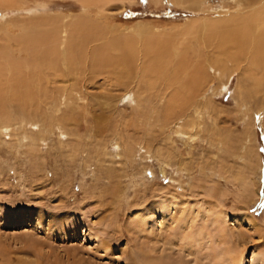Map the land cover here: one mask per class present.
<instances>
[{
    "label": "rangeland",
    "instance_id": "obj_1",
    "mask_svg": "<svg viewBox=\"0 0 264 264\" xmlns=\"http://www.w3.org/2000/svg\"><path fill=\"white\" fill-rule=\"evenodd\" d=\"M22 2L19 11L1 10L0 20L35 21L36 29L43 22L62 51L70 21L83 14L102 33L90 47L137 36L140 27L160 38L178 32L171 49L184 47L201 67L198 52L211 58L217 47L201 25L222 20L225 5L210 0L211 12L199 13L169 0H112L84 12L78 0ZM245 65L226 60L223 75L210 68L211 80H197L206 93L199 105L209 112L196 136L177 133L181 120L165 121L166 82L136 104L137 80L118 88L104 68L84 67L78 83L69 81L81 95L76 104L55 92L67 84L57 81L50 105L7 113L0 121V264H264V85L246 98L253 82ZM189 116L185 127L195 122Z\"/></svg>",
    "mask_w": 264,
    "mask_h": 264
},
{
    "label": "bare ground",
    "instance_id": "obj_2",
    "mask_svg": "<svg viewBox=\"0 0 264 264\" xmlns=\"http://www.w3.org/2000/svg\"><path fill=\"white\" fill-rule=\"evenodd\" d=\"M78 1L82 4L84 12H86L96 5L104 9L106 4L112 0ZM169 1L172 5H180L183 8L187 7L199 13L211 10V5H209L210 0ZM222 1L225 5L218 12L223 19L205 20L201 25L204 29L210 30L211 36L209 39L216 41L217 44L211 58L210 55L206 54L207 52L205 53L206 50L198 52V55L202 52L200 57L203 61V67L198 66L196 57L187 59L186 54L188 52L184 51V47L175 46L174 50L171 49L172 45H170V42L174 37L172 35H177L178 32H173L172 35L166 32L160 38L158 34H151L146 32L145 28L140 27L136 32L137 36L118 35L116 38L114 37L115 39H111L109 45H98L103 44L101 42L90 47L88 46L90 45L88 44L89 41L91 39L92 42L96 41L95 39L98 41L102 33L98 27H95V23H92L90 18L91 21L87 16L82 17V14L74 21H70L68 27L69 36L66 41L67 48L62 51L55 45L57 37H55L54 31L48 32V30H43L41 27L43 26V22L37 21L39 29H36L30 27L35 21L26 23L19 21L17 17L14 22L12 18H6L8 15L6 16L5 14L2 16L4 20H0V121L4 122V118L8 117L6 114L13 112V109L26 110L32 106L41 107L43 103L46 105L53 103L49 101L53 99L51 98V94V97L48 94L51 93L49 90L54 88L52 85L57 81L67 82V84L56 87L55 92L60 97H65L66 103L76 104L81 95L72 86L82 78L79 72L81 70L85 71L84 67L86 70H92L91 72L93 70L98 72L100 68H104L114 73L115 81H117L116 87L118 86V88L128 86V84L131 86L133 80H137L139 88H137V93L133 97L136 104H139V101H143L141 95H146L145 93L154 89L159 81L160 83L166 82L164 91L170 90L171 92L163 106L165 121L167 122L171 118H175L176 122L181 120L177 125V133L196 136L199 131L195 132V130L201 129L204 124V114L207 111L209 112L208 109L203 108L204 106L207 107L206 104L202 108L200 106V98L206 96V93L201 92V87L197 80H211L210 68L214 69L216 74L223 75L225 70L222 67H224L223 65L226 60L231 61L232 64L246 63L244 71L246 72V76L253 82V88L251 87L248 89L249 92L245 93L247 99L255 95L264 85V0ZM24 3L22 0H0V11L7 10V8H16L19 11ZM62 28L64 27L62 26ZM92 28H95V31L93 29L95 33L89 31ZM30 30L34 31L33 35H27ZM64 33L66 34V30ZM217 53L220 55L222 53H224L223 55L226 54L225 59L217 56ZM138 61L141 64H139L140 68L137 71ZM206 65L208 67H205ZM110 71L108 72L110 73ZM72 75L76 76L73 77L74 80H71ZM109 77L111 80L113 79L111 76ZM69 81L73 83L71 84L72 86H70ZM222 86L224 87V85ZM125 88L128 89L127 87ZM214 93L216 92L214 91ZM162 95L164 96V94ZM124 96L122 95L121 98L124 99ZM246 98L242 106L248 110ZM145 101L147 102V100ZM263 102L264 99L261 104ZM53 106L57 107L56 110L59 109L58 103L53 104ZM151 109L150 114H155L156 111L162 110V108L159 110ZM193 112L195 114L194 117H196L195 122L185 127L187 124L184 122L185 118L187 115L189 116V113ZM177 114L181 116L176 118ZM139 120L143 121L142 119ZM37 124L41 125L40 123ZM57 125L60 126L61 124ZM5 127L8 128L5 124L1 126L2 129ZM30 137L29 134H24V138ZM231 252L229 254L234 253ZM240 260V254H236L232 258L234 262L239 263ZM146 261L147 264H163L162 261L155 259Z\"/></svg>",
    "mask_w": 264,
    "mask_h": 264
}]
</instances>
